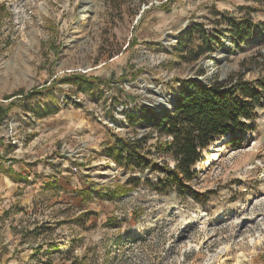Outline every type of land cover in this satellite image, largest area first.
I'll use <instances>...</instances> for the list:
<instances>
[{
	"label": "rangeland",
	"instance_id": "1",
	"mask_svg": "<svg viewBox=\"0 0 264 264\" xmlns=\"http://www.w3.org/2000/svg\"><path fill=\"white\" fill-rule=\"evenodd\" d=\"M196 27L191 48L205 34L211 51L188 63L176 46ZM216 80H264V0H0V127L22 138L1 128L0 156L43 184L0 209L19 264H264V108L193 181L158 186L175 163L157 118ZM5 183L0 201L26 195Z\"/></svg>",
	"mask_w": 264,
	"mask_h": 264
},
{
	"label": "trees",
	"instance_id": "2",
	"mask_svg": "<svg viewBox=\"0 0 264 264\" xmlns=\"http://www.w3.org/2000/svg\"><path fill=\"white\" fill-rule=\"evenodd\" d=\"M200 33L202 29L196 27L180 35L176 52L185 62H196L211 51L205 34H201L203 44L191 48ZM260 108H264V80L259 84L243 80H235L231 85L218 80L207 85L197 81L186 83V89L176 98L175 109L165 111L155 124L158 137L168 139L161 143L158 138L157 153L168 155L175 163L168 169L170 176L160 180L158 186L166 189L170 181H177L179 185L193 181L197 175L194 168L205 161L210 146L227 136H233V141H237L239 135L244 136L250 129L248 122L256 118L255 112ZM123 143L122 140L117 142L113 150L124 152ZM143 144L145 140H138V147ZM78 260L73 264H79Z\"/></svg>",
	"mask_w": 264,
	"mask_h": 264
},
{
	"label": "crops",
	"instance_id": "3",
	"mask_svg": "<svg viewBox=\"0 0 264 264\" xmlns=\"http://www.w3.org/2000/svg\"><path fill=\"white\" fill-rule=\"evenodd\" d=\"M7 156H5V154L3 156H0L1 160H0V170L2 172V174H0V184H1V188L5 185L6 187V182H10L12 185L14 186H20L22 188H24L26 191V195L24 197L21 198V200H17V198L12 194L11 191H7L5 193V195H2V197H7V199L0 201V209H2L3 207L8 209L10 208H16L17 203L22 202L23 204L25 203V205L29 206L30 205V194H28V191L31 192L30 190L32 188H37L40 189L41 186L43 184H41L39 178L40 177H36L38 178V184H34L32 187L31 186H26L25 184H21L19 183L21 181V167L23 166L22 164H19L18 162L14 163L13 165H11L12 162H9L7 160H9V158H5ZM2 159H4L5 161H3ZM7 161V162H6ZM2 166V168H1ZM33 173L38 175L44 171H46V169L44 168V166L39 163L36 167H33ZM14 177L16 178L17 181L14 180ZM5 178V180L3 179ZM65 182V181H64ZM63 183V181H61L59 183V185ZM3 184V185H2ZM44 187V186H43ZM35 197V196H33ZM38 196H36L37 198ZM1 204H3L4 206L1 207ZM2 223H9V221L7 220V217L3 216L2 212L0 213V264H19L20 260L17 259L16 256H13V254L15 253V249H14V240L16 237H14V234L12 233L11 229L5 225L4 228H1ZM4 249H8V253L7 254H2V251Z\"/></svg>",
	"mask_w": 264,
	"mask_h": 264
},
{
	"label": "built area",
	"instance_id": "4",
	"mask_svg": "<svg viewBox=\"0 0 264 264\" xmlns=\"http://www.w3.org/2000/svg\"><path fill=\"white\" fill-rule=\"evenodd\" d=\"M5 123V124H4ZM20 125L13 122L12 120H7L2 123V127L6 130L8 136V144L12 147H19L21 146L22 138L18 136V130Z\"/></svg>",
	"mask_w": 264,
	"mask_h": 264
},
{
	"label": "bare ground",
	"instance_id": "5",
	"mask_svg": "<svg viewBox=\"0 0 264 264\" xmlns=\"http://www.w3.org/2000/svg\"><path fill=\"white\" fill-rule=\"evenodd\" d=\"M25 74H27V73H25ZM26 76V75H25ZM242 261L240 260V263H241Z\"/></svg>",
	"mask_w": 264,
	"mask_h": 264
}]
</instances>
